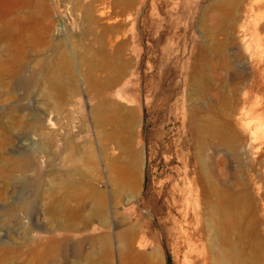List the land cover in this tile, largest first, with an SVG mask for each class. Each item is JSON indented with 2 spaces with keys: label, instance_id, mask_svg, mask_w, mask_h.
Wrapping results in <instances>:
<instances>
[{
  "label": "rangeland",
  "instance_id": "1",
  "mask_svg": "<svg viewBox=\"0 0 264 264\" xmlns=\"http://www.w3.org/2000/svg\"><path fill=\"white\" fill-rule=\"evenodd\" d=\"M215 1L0 0V264H182L185 189L209 250L229 182L264 264V90Z\"/></svg>",
  "mask_w": 264,
  "mask_h": 264
},
{
  "label": "bare ground",
  "instance_id": "2",
  "mask_svg": "<svg viewBox=\"0 0 264 264\" xmlns=\"http://www.w3.org/2000/svg\"><path fill=\"white\" fill-rule=\"evenodd\" d=\"M239 1L240 0H238V2H235V0H216L213 3V9L209 14L210 19L214 21L225 20L228 17V14L231 15L234 13L232 10H227V7L225 6L226 3L232 2L238 7ZM240 4L242 9L240 6L239 8L243 10V18L239 25V29L243 32V46H237L235 52L247 53L249 54V57L256 62V70L247 77L246 85L244 86L247 91L245 93V100L247 101L251 92L254 90H264V13L262 12L264 9V0H241ZM213 99H220V94L214 93ZM224 100L228 101V98H224ZM249 111L252 114L258 113V115H264V105L255 102L249 107ZM241 125L244 126L246 131L250 130L249 122L246 123L243 121ZM246 147L249 146L246 145ZM190 186L188 188L186 187L187 189L184 191V204L182 205L184 210L182 211L183 213L181 212V214H183V220L176 218L178 219L176 220L178 233L188 242L185 253H183L185 254V260L182 258V264L250 263V250L252 251L255 248L252 240H250V223L241 226L240 222V219H242L241 214L243 213V216H246L241 208V202L245 201L247 198L246 191H239L236 185L232 182L227 183L224 187L217 188L215 199L220 211L219 219L217 221V246L214 249L210 247L209 250H207L205 248L206 245L203 243L201 247L196 246V244V247L192 246L193 243L191 241L194 239V234H197L200 239L203 238L204 226L199 217L201 212L200 205L197 203L195 204V202L194 204H189V201H195L192 199L193 197L196 199L198 198L201 189H199V185L196 184L195 187ZM206 191L207 190H205V193ZM202 193L203 192L201 191V194ZM209 198L210 197L207 199ZM188 213H191V216H187ZM189 228H191L192 231ZM262 246H264V239H262ZM259 249L261 250L260 247L258 250ZM262 255L264 257V249Z\"/></svg>",
  "mask_w": 264,
  "mask_h": 264
}]
</instances>
